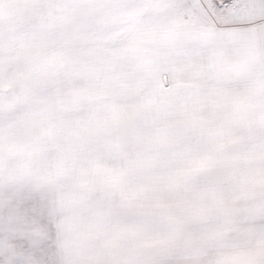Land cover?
I'll return each mask as SVG.
<instances>
[{"label":"snow or ice","instance_id":"snow-or-ice-1","mask_svg":"<svg viewBox=\"0 0 264 264\" xmlns=\"http://www.w3.org/2000/svg\"><path fill=\"white\" fill-rule=\"evenodd\" d=\"M0 264H264V0H0Z\"/></svg>","mask_w":264,"mask_h":264}]
</instances>
